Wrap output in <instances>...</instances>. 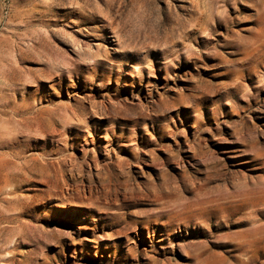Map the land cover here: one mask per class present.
I'll use <instances>...</instances> for the list:
<instances>
[{"label":"rangeland","instance_id":"rangeland-1","mask_svg":"<svg viewBox=\"0 0 264 264\" xmlns=\"http://www.w3.org/2000/svg\"><path fill=\"white\" fill-rule=\"evenodd\" d=\"M247 261L264 0H0V264Z\"/></svg>","mask_w":264,"mask_h":264},{"label":"bare ground","instance_id":"bare-ground-1","mask_svg":"<svg viewBox=\"0 0 264 264\" xmlns=\"http://www.w3.org/2000/svg\"><path fill=\"white\" fill-rule=\"evenodd\" d=\"M93 106H94V104H93ZM152 107V106H151ZM121 109H123V107L121 106L120 107ZM95 159V158H94ZM111 159V158H110ZM94 161V160H93ZM97 162H98V160H97ZM125 163H126V160H123V161H121V162H118V163H116V162H113V163H111V164H107V165H104L103 166V168L101 169V170H103L104 172H106V173H111V171H114V167H121V168H123L124 167V165H125ZM97 164V163H96ZM84 167H87V164H85L84 165ZM120 168V169H121ZM103 174V173H102ZM101 175V174H100ZM99 175V176H100ZM136 193H137V191H135ZM139 195V194H138ZM151 195V194H150ZM146 196V195H145ZM147 197V196H146ZM130 217H137V218H143V219H151V218H155L156 219V221H157V223H158V221H160V220H162V215H160V214H152V215H148V213L147 212H142V213H139L137 216H132L131 215V213H129L128 214ZM117 216V215H116ZM153 221V220H152ZM156 221H154V222H152V223H156ZM170 222V221H169ZM171 223V222H170ZM170 223H168L170 226L172 225V224H170ZM135 224H138V223H136L135 222ZM134 224V225H135ZM172 227V226H171ZM120 228H121V231H119V233H124V231H127L128 229H130V226L129 227H123V226H120ZM247 232H249V231H247ZM253 233H254V235H255V233H257L258 232V230H256V231H252ZM243 234H246L245 232L243 233ZM257 244V243H256ZM249 245H252V244H249ZM246 246H248V245H246ZM241 248H243V246L241 247ZM249 249V248H248ZM246 250V249H245ZM137 251V250H136ZM243 251V250H242ZM254 251V250H253ZM253 251H251V252H253ZM136 253V252H135ZM252 256H255L254 254L252 255ZM251 259V258H250ZM249 260V259H248ZM247 263H248V261H247ZM250 263H252V261L250 262ZM249 264V263H248Z\"/></svg>","mask_w":264,"mask_h":264}]
</instances>
